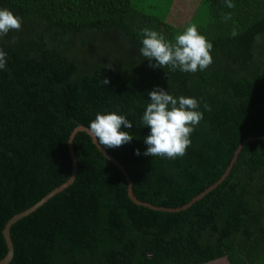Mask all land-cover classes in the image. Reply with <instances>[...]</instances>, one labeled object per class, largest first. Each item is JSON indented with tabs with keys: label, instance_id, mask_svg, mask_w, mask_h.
Returning a JSON list of instances; mask_svg holds the SVG:
<instances>
[{
	"label": "trees",
	"instance_id": "16d2710c",
	"mask_svg": "<svg viewBox=\"0 0 264 264\" xmlns=\"http://www.w3.org/2000/svg\"><path fill=\"white\" fill-rule=\"evenodd\" d=\"M231 2L200 0L206 14L177 29L131 0H0L22 18L0 37V261L5 225L69 179V136L97 114L132 122L121 130L133 139L105 150L139 201L164 208L214 185L244 139L264 136V0ZM191 24L212 44L211 65L150 67L142 30L175 43ZM156 88L195 98L203 113L182 157L143 155L142 116ZM73 150L74 182L10 229V264H264V140L246 144L222 183L178 213L135 205L86 133Z\"/></svg>",
	"mask_w": 264,
	"mask_h": 264
},
{
	"label": "clouds",
	"instance_id": "9594fccd",
	"mask_svg": "<svg viewBox=\"0 0 264 264\" xmlns=\"http://www.w3.org/2000/svg\"><path fill=\"white\" fill-rule=\"evenodd\" d=\"M225 3L228 8L235 7L231 0H225ZM230 18L228 14L224 19L227 21ZM21 26V17L8 9H0V37L7 35L10 30L19 31ZM142 34L144 38L140 53L156 62L150 64V67L170 66L172 71L179 69L184 73H195L197 70H205L212 63V44L198 32L196 24H191L182 34L177 35L175 43L147 28L142 30ZM236 34L233 31L232 35ZM6 55L0 49V70L6 67ZM102 83L107 85L109 81L104 79ZM148 95L150 102L143 113L142 122L150 128V133L144 141L148 147L143 155L170 159L184 156L191 145L190 135L194 126L203 119V113L196 110L199 107L198 101L183 96L174 98L161 88L154 89ZM204 107L208 109L207 105ZM121 126L130 129L133 124L124 115L97 114L90 122L88 132L99 148H118L133 139L128 132L121 130ZM135 154L140 155L139 150Z\"/></svg>",
	"mask_w": 264,
	"mask_h": 264
},
{
	"label": "water",
	"instance_id": "95a60500",
	"mask_svg": "<svg viewBox=\"0 0 264 264\" xmlns=\"http://www.w3.org/2000/svg\"><path fill=\"white\" fill-rule=\"evenodd\" d=\"M79 132L86 133L90 137L92 144L103 155V157H105L108 161H110L112 164H114L118 168V170L122 173L125 181L127 182L128 197L135 205L147 207V208H150V209H153V210H157V211L176 212V213H178L180 211H183V210H186L192 204H194L198 200H201L207 193H209L210 191L215 189L220 183H222V181L230 173L231 169L233 168L234 164L236 163V161L238 159V156H239L241 150L243 149V147L246 144H248L249 142L255 141V140H264V136L248 137V138L244 139L238 145L236 150L234 151L232 159H231L227 169L225 170L223 175L220 177V179L214 185H212L211 187L206 189L201 194L195 196L190 202H188L187 204L183 205L182 207H179V208H164V207L153 206L152 204L147 203V202L139 201L134 196V194L132 193V181L129 178L127 172L125 171V168L110 153H108L105 149L103 150V149L99 148L98 145H96L95 140H92L91 136L89 135L87 127L79 125L71 132V134L69 136V139H68V142H67L68 154H69V157H70V160H71V174H70L69 179L65 183H63L61 186H59V187L55 188L54 190H52L50 193H48L46 196H44L40 201L35 203L33 206H31L27 210L19 213L17 216L13 217L11 220H9L7 222V224L5 225V227L3 229V232H2L3 240H4V243H5L6 249H7V254H6L5 258L2 261H0V264H10L11 261L13 260V257H14V247H13V243H12V240H11V237H10V229L12 228V226L17 224L19 221L23 220L24 217H27L28 215H30L33 212H35L39 207L44 205L49 199H51L52 197H54L58 193L62 192L63 190H65L67 187H69L74 182L76 174H77L78 166H77V160H76L75 152L73 150V140H74L75 136L77 135V133H79Z\"/></svg>",
	"mask_w": 264,
	"mask_h": 264
},
{
	"label": "rangeland",
	"instance_id": "374dc122",
	"mask_svg": "<svg viewBox=\"0 0 264 264\" xmlns=\"http://www.w3.org/2000/svg\"><path fill=\"white\" fill-rule=\"evenodd\" d=\"M131 2L142 14L165 19V23L177 29L185 28L190 22L197 23L194 16L200 17L207 12V8L204 9L200 5V0H131Z\"/></svg>",
	"mask_w": 264,
	"mask_h": 264
}]
</instances>
